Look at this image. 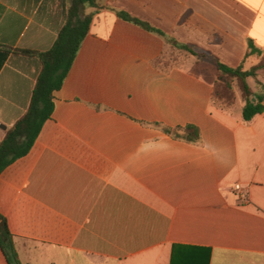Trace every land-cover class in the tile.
I'll use <instances>...</instances> for the list:
<instances>
[{"label":"crops","instance_id":"obj_1","mask_svg":"<svg viewBox=\"0 0 264 264\" xmlns=\"http://www.w3.org/2000/svg\"><path fill=\"white\" fill-rule=\"evenodd\" d=\"M98 1L52 118L0 174L21 264H264V113L246 122L240 91L231 108L213 103L219 63L262 61L247 54L264 51V0ZM70 6L0 0V146ZM248 83L264 99V69ZM188 126L200 142L175 138Z\"/></svg>","mask_w":264,"mask_h":264},{"label":"trees","instance_id":"obj_2","mask_svg":"<svg viewBox=\"0 0 264 264\" xmlns=\"http://www.w3.org/2000/svg\"><path fill=\"white\" fill-rule=\"evenodd\" d=\"M70 5L67 14L64 16V25L59 32L54 47L41 54L44 67L38 78L31 105L26 115L9 131L0 146V174L12 163L30 153L43 126L52 118L54 112L53 94L62 88L94 21V15L87 16L84 14L85 9L87 7L99 11L104 9V6L98 0H70ZM117 15L123 20L155 32L149 24L132 18L124 12H118ZM169 43L173 47L187 51L192 55H198L197 52L182 46L174 40H169ZM252 55L261 57L262 61L250 71H245L243 66L231 68L219 63L218 68L221 79L217 82L213 93V103L218 106L217 101H226L232 98L234 103L236 100L234 91L238 89L245 103L243 119L246 122L264 113V99L258 96L248 83L250 77L257 79L258 72L264 69V51L249 43L247 58ZM160 63H163L164 67H168L174 61L161 60L158 64ZM253 99H256V101L254 102ZM166 132L171 133L172 131L166 129ZM172 133L175 138L194 143L201 140L200 131L193 126L178 128ZM0 225V247L7 258L8 264H21L14 238L1 216Z\"/></svg>","mask_w":264,"mask_h":264},{"label":"rangeland","instance_id":"obj_3","mask_svg":"<svg viewBox=\"0 0 264 264\" xmlns=\"http://www.w3.org/2000/svg\"><path fill=\"white\" fill-rule=\"evenodd\" d=\"M176 61V60H175ZM236 87V86H235ZM235 94L237 93V92H239V90L238 89H236L235 91ZM233 99V98H232ZM232 99H227L226 101H217L216 102V104L219 106V107H221V108H225V109H227V108H231V107H233V105H234V103H233V101H232ZM239 108H240V104H239ZM36 264H39V260L37 261V263Z\"/></svg>","mask_w":264,"mask_h":264},{"label":"built area","instance_id":"obj_4","mask_svg":"<svg viewBox=\"0 0 264 264\" xmlns=\"http://www.w3.org/2000/svg\"><path fill=\"white\" fill-rule=\"evenodd\" d=\"M235 190H236L237 192H242V187H241L240 185H237V186L235 187ZM241 197H242V198H245V195H244V194H241Z\"/></svg>","mask_w":264,"mask_h":264},{"label":"water","instance_id":"obj_5","mask_svg":"<svg viewBox=\"0 0 264 264\" xmlns=\"http://www.w3.org/2000/svg\"><path fill=\"white\" fill-rule=\"evenodd\" d=\"M253 101H255V99ZM0 228H1V225H0Z\"/></svg>","mask_w":264,"mask_h":264}]
</instances>
